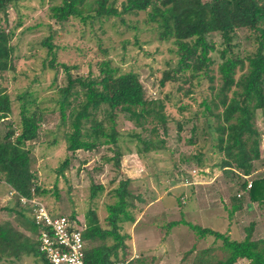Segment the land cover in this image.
<instances>
[{
	"label": "trees",
	"instance_id": "1",
	"mask_svg": "<svg viewBox=\"0 0 264 264\" xmlns=\"http://www.w3.org/2000/svg\"><path fill=\"white\" fill-rule=\"evenodd\" d=\"M19 1L22 0H0V14L6 16L9 6ZM49 1L53 3L50 18L59 23L73 18L88 25L116 18L126 24L123 15L146 12V23L151 26L157 40L171 42L178 58L173 70L164 74L160 85L179 81L184 84L207 81L209 84L211 98L202 103V112L194 114L195 120L198 117L206 120V133L211 140L210 154L218 159L208 165L243 180L230 200L234 203L226 210L227 217L231 218L241 210L246 198L249 203L264 209V176L256 177L260 171L256 163L263 165L264 156L260 149L261 135L255 122L257 112L264 119V0H125L120 10L115 7L116 0ZM241 30L246 33L248 45L242 52L238 37ZM213 34L219 36V46L209 39ZM12 35V31L0 28V73L13 69ZM52 39L50 35L42 46L48 56L45 66L50 70H63L66 76V85L57 89L54 101L60 111L61 124L70 128L64 136L67 151L90 152L99 145H112L116 150L114 164L119 166L122 153L117 145L120 135L116 131V118L121 113L141 131L151 127L149 132L155 138L145 140L140 134H131L139 145H143L136 151L141 159L148 158L143 156L150 152H161L165 142L161 140L160 133L167 135L169 121L164 112V102L148 101L138 76L133 72H121L110 61L99 65L96 77H73L69 66L57 62V50L51 43ZM212 54H217L219 59L217 76L211 70L214 65ZM178 90L183 92L184 97L191 94L190 90ZM17 99L20 102L19 132L12 128L0 131V184L15 192L4 200L12 204L11 208L5 209L23 217L28 235L23 237L13 231L9 223L1 224L0 221V261L6 259L10 262L24 255H33L40 257L42 264H49L40 251L41 228L35 224L29 211L19 204L21 197L42 201L39 197L47 193L37 185V176L33 171L35 161L28 145L38 138L43 112L39 110L32 93H24ZM11 111L12 101L0 89V124ZM99 115L102 119H98ZM87 124H90L89 128ZM178 130H181L180 124ZM189 143L196 145L193 141ZM203 152L199 150L192 159L200 173L205 174L210 166L204 163L210 158H205ZM69 163L70 160L66 159L59 173ZM191 183L197 184L195 180ZM129 184L130 180L125 179L111 192L116 201L106 206L104 222L100 221L95 210H90L85 215L84 226H80L74 213L69 216L55 215L45 204L51 215L64 216L81 227L87 264H115L125 259L121 256L125 254V242L129 237L122 234V226L135 222L130 212L133 205L127 193ZM103 190V187L94 189L92 198ZM180 225L187 227L198 239L212 237L215 242H220V250L225 257L204 264H237L241 260L248 261V264H264V240H252L251 232L244 240L238 241L224 232L203 228L184 219L169 223L167 228L172 230ZM253 227L252 223L246 228ZM45 230L51 234V228ZM208 249L203 253H210Z\"/></svg>",
	"mask_w": 264,
	"mask_h": 264
},
{
	"label": "rangeland",
	"instance_id": "2",
	"mask_svg": "<svg viewBox=\"0 0 264 264\" xmlns=\"http://www.w3.org/2000/svg\"><path fill=\"white\" fill-rule=\"evenodd\" d=\"M124 1L116 0L115 7L120 10ZM52 5L49 0H22L9 6L6 16L0 14V28L13 33L10 44L14 50L13 69L0 73V89L12 101L11 114L0 124V131L12 128L19 132L20 102L17 97L32 93L43 112L38 138L28 143L35 161L33 171L37 185L47 192L39 198L55 215L74 213L80 226H83L85 215L90 210H95L100 221L104 222L106 206L116 201L111 192L127 179L130 180L127 193L133 205L129 211L135 222L122 226V234L129 237L125 242V254L121 256L124 260L131 258L137 264H204L223 259L225 253L220 250V242H215L212 237L198 239L182 225L172 230L167 228L169 223L184 219L203 228L224 231L220 219L227 209L223 207L229 208L231 198L243 181L234 174H225L208 165L218 159L210 154L211 140L206 133V120L202 117L194 119V114L204 110L201 107L204 100L211 98L207 81L160 85L164 74L173 70L178 58L171 42L157 40L151 26L146 23V12L123 15L126 24L112 18L102 23L83 25L73 18L63 23L52 20ZM50 35L57 50V62L69 66L73 77H96L99 65L110 61L121 72H133L138 76L148 101L164 102V112L169 121L167 135L160 133L161 140L165 142L161 152H150L143 156L148 158L141 159L136 151L143 145H139L131 134H140L145 140L155 138L149 132L151 127L141 131L121 113L116 118V131L120 135L117 145L122 153L119 166L114 164L116 150L112 145H99L90 152L67 151L64 136L70 128L68 124H61L60 111L54 101L57 89L66 85V76L63 70H50L45 66L48 56L42 42ZM245 36L244 30L238 32L240 52L248 47ZM209 39L218 46L221 43L218 35L213 34ZM212 58V74L217 76L219 59L217 54H212ZM179 88L186 92L190 90L191 94L184 97ZM98 119L102 116L99 115ZM255 122L264 156V119L260 112H257ZM178 124L181 130H178ZM86 127L89 128L90 124ZM199 150L205 158H210L204 163L210 166L206 168V174L200 173L192 159ZM66 159L70 163L59 173ZM256 164L260 170L256 177L264 176V164ZM204 175L212 180L204 179ZM193 180L208 184L186 185ZM97 187L104 190L92 198ZM7 193L6 186L0 184L1 224L9 223L13 231L26 237L28 232L23 217L11 209L6 210L12 207L10 202L4 201ZM209 207L214 209L213 213L205 212ZM218 210L221 216L216 213ZM24 216L29 218L25 213ZM208 248L210 253H203ZM7 262L2 259L0 264ZM14 262L10 264H42L40 257L33 255Z\"/></svg>",
	"mask_w": 264,
	"mask_h": 264
},
{
	"label": "built area",
	"instance_id": "3",
	"mask_svg": "<svg viewBox=\"0 0 264 264\" xmlns=\"http://www.w3.org/2000/svg\"><path fill=\"white\" fill-rule=\"evenodd\" d=\"M190 184L192 183L186 185ZM14 194L15 192L9 189L6 198ZM19 204L29 211L35 224L41 228L40 251L45 254L49 264H87L84 259L82 230L79 226L64 216L51 215L45 204L38 199L21 197ZM45 228H51V234L46 232ZM133 263L130 258L115 264Z\"/></svg>",
	"mask_w": 264,
	"mask_h": 264
},
{
	"label": "crops",
	"instance_id": "4",
	"mask_svg": "<svg viewBox=\"0 0 264 264\" xmlns=\"http://www.w3.org/2000/svg\"><path fill=\"white\" fill-rule=\"evenodd\" d=\"M206 172H207V170H206ZM203 177H204V179L208 178V180H212V178H209L205 175ZM204 183L201 182V184L200 183L191 184L190 187L202 185ZM205 184H208V183H205ZM245 201L246 202L244 203L242 209L237 211L236 213H234V215L231 218L227 217L228 211L225 213V215H222L220 220L224 224L225 230L221 231V232L226 233L227 235L230 236V238H232L234 240H238V241L244 240L246 238L247 233H250V232H251V239L252 240H254V241L264 240V209L260 206H257V204L249 203L247 198L245 199ZM225 203H228V202H225ZM232 203H234V202L230 201L231 205L229 206V208H232V206H233ZM223 208L228 209L226 206H224ZM213 211H214L213 208H210V207L205 208L206 213L207 212L213 213ZM216 213H218L221 216L220 210H218ZM225 217H226V219H223ZM77 220H79V218H77ZM252 223L254 224V227L252 229L246 228L249 225H251ZM83 226H84V222H83ZM22 258L25 259L26 256L25 255L21 256L18 260H13V261L19 262V261H21ZM238 263L248 264V261L241 260ZM9 264H10V262H9Z\"/></svg>",
	"mask_w": 264,
	"mask_h": 264
}]
</instances>
